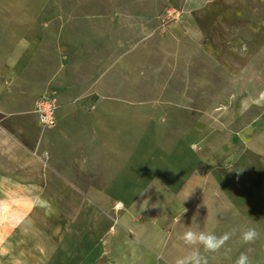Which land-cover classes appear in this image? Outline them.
I'll return each instance as SVG.
<instances>
[{"label": "crops", "instance_id": "obj_1", "mask_svg": "<svg viewBox=\"0 0 264 264\" xmlns=\"http://www.w3.org/2000/svg\"><path fill=\"white\" fill-rule=\"evenodd\" d=\"M76 1L0 0V264H175L193 247L208 264L242 252L264 264V88L185 138L109 77L108 45L95 46L107 32ZM45 92H57L53 128L35 113ZM246 227L260 234L251 244ZM233 229L216 253L178 239Z\"/></svg>", "mask_w": 264, "mask_h": 264}, {"label": "rangeland", "instance_id": "obj_2", "mask_svg": "<svg viewBox=\"0 0 264 264\" xmlns=\"http://www.w3.org/2000/svg\"><path fill=\"white\" fill-rule=\"evenodd\" d=\"M245 6L237 13L236 6L190 0H77L74 11L107 32L95 46L108 45L109 77L121 80L125 94L147 96L143 113L156 110L153 117L191 138L264 88V4Z\"/></svg>", "mask_w": 264, "mask_h": 264}, {"label": "clouds", "instance_id": "obj_3", "mask_svg": "<svg viewBox=\"0 0 264 264\" xmlns=\"http://www.w3.org/2000/svg\"><path fill=\"white\" fill-rule=\"evenodd\" d=\"M36 201L42 207H50L49 202L40 196L36 197ZM236 231V229H233L231 232H225L217 236L211 232L187 230L182 235H179L178 239L189 246H201L206 253H216L236 234ZM259 235L256 228L246 227L240 230L239 238L243 243L251 244L259 238ZM230 251V249L225 250L226 254ZM175 264H208V259L201 253L199 247H193V250L187 255L177 258ZM234 264H251L248 254L242 252Z\"/></svg>", "mask_w": 264, "mask_h": 264}, {"label": "built area", "instance_id": "obj_4", "mask_svg": "<svg viewBox=\"0 0 264 264\" xmlns=\"http://www.w3.org/2000/svg\"><path fill=\"white\" fill-rule=\"evenodd\" d=\"M59 109L57 92H45L37 100L35 113L42 127L53 128L57 124V112ZM121 204L115 205V210L121 209Z\"/></svg>", "mask_w": 264, "mask_h": 264}]
</instances>
